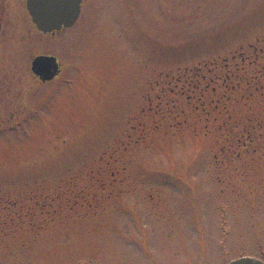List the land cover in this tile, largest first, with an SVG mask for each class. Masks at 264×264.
<instances>
[{
	"label": "rangeland",
	"instance_id": "rangeland-1",
	"mask_svg": "<svg viewBox=\"0 0 264 264\" xmlns=\"http://www.w3.org/2000/svg\"><path fill=\"white\" fill-rule=\"evenodd\" d=\"M84 32L0 113V264L264 261V0H101Z\"/></svg>",
	"mask_w": 264,
	"mask_h": 264
},
{
	"label": "flooded vegetation",
	"instance_id": "flooded-vegetation-1",
	"mask_svg": "<svg viewBox=\"0 0 264 264\" xmlns=\"http://www.w3.org/2000/svg\"><path fill=\"white\" fill-rule=\"evenodd\" d=\"M100 1L80 0L78 17L72 25L61 22L59 27L43 31L40 19L29 8V0H0V113L8 111L14 103L10 95L23 93L25 89L33 92L61 75V60L51 49H56L61 34L65 35L63 42L67 45L74 31L85 36L84 30L96 16ZM42 49L48 51L42 52ZM41 57L56 59L59 72L54 77H47L48 65H35Z\"/></svg>",
	"mask_w": 264,
	"mask_h": 264
},
{
	"label": "water",
	"instance_id": "water-1",
	"mask_svg": "<svg viewBox=\"0 0 264 264\" xmlns=\"http://www.w3.org/2000/svg\"><path fill=\"white\" fill-rule=\"evenodd\" d=\"M29 8L37 19H40L41 29L48 31L53 27H59L61 22L67 26L72 25L79 13L80 0H29ZM35 65L38 67L48 65L47 77H54L59 72V65L55 58L41 57ZM45 73V71H44ZM227 264H264L254 257H241Z\"/></svg>",
	"mask_w": 264,
	"mask_h": 264
}]
</instances>
